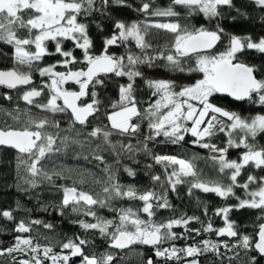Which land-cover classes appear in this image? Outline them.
<instances>
[{"label":"snow or ice","instance_id":"snow-or-ice-1","mask_svg":"<svg viewBox=\"0 0 264 264\" xmlns=\"http://www.w3.org/2000/svg\"><path fill=\"white\" fill-rule=\"evenodd\" d=\"M153 3L154 0H141L134 11L145 17L177 19L168 22L114 19L111 34L103 39L102 51L95 54L89 24L80 18H91L97 13L111 18L108 11L111 6L131 8L128 0H0V42L13 49V66L0 69V86L17 90V101L25 102L24 109L18 105L11 109L0 105V113L13 122L8 124L6 120L5 126L0 127V147L17 152L15 187L27 193L42 184L53 186L61 198L57 204H43L42 210L48 211L51 207L61 216L75 215L77 218L72 223L79 225L84 233L56 241L42 236L36 227L53 231L54 224L40 219H19L12 229L14 243L0 247V257L7 258L3 264H74V258L79 259V264H115L116 256L112 252L85 251L93 243L88 235L93 232L109 241L111 249H128L137 244L151 246L156 259L149 256L141 264H201L200 257L208 253L220 264L224 259L231 264L233 259L240 258L238 250L247 257L244 264H259L258 256L264 259V176L248 174L243 183L238 182L242 170L248 167L264 171V146L256 143V138L264 134V113L242 115L212 102L216 94H226L236 102L264 106V64L239 60L245 51L264 54V36L254 39L250 34H226L219 24L214 30L204 25L181 24L180 13L174 10L180 6L187 10L188 16L202 13L212 21L222 15V7L235 8L233 0H170L163 8L153 7ZM251 4L264 11V0H251ZM235 11L238 17L249 18L246 11L239 8ZM260 19L264 22V16ZM96 27L103 31L102 25ZM153 28L171 34L174 38L171 44L154 47L149 39V30ZM225 35L228 42L224 51L213 54ZM65 41L72 42L73 48L65 50ZM48 42H54V51L49 50ZM130 43L139 51L128 48ZM113 46L125 47V54H110ZM76 50L81 51L82 59L74 54ZM54 55L62 59L34 67V62ZM193 57L194 65L189 63ZM142 66L170 73H200L202 78L190 85H178L172 79L146 78ZM57 67L65 70L57 71ZM34 72L44 78L38 85L33 81ZM110 76L126 78V83L118 85L119 98L106 113L109 124L92 126L90 118H98L102 107L97 89L103 88L104 78ZM137 79L151 93V102L146 108L139 107ZM70 84L78 86V90L66 87ZM45 97L46 102H38ZM3 99L12 101L13 97L6 92ZM33 108L53 118L37 116ZM59 113L70 117L67 129H62L61 122L54 118ZM145 121L149 132L143 140L135 144L113 141L114 135L138 136ZM218 134L226 137L220 145L212 142ZM187 135L193 138L192 145L208 150L218 173H229L227 184L200 179L195 158L156 154L149 147L165 142L178 145ZM85 148L91 149L92 157L105 165L102 171L106 178L102 181L101 193L96 195L80 187L85 182L83 178L79 184L73 181L71 186L56 184L58 179L65 178V173L52 165L51 158L61 152ZM230 149L241 150L238 159H229ZM104 152L114 154L113 164L106 162ZM138 153L152 161L144 165L152 186L143 191L133 184L122 185L117 176L121 158L138 165ZM154 165L161 167L162 174H153ZM123 171L129 177L137 175L136 169L127 164L123 165ZM183 184L188 185L189 195L195 189L214 193L224 200L234 197L238 203L214 210L213 215L223 221L221 227H214L211 218L205 223L199 216L186 213L160 222L154 220L157 210L172 208L168 193L177 192ZM236 188L244 190L243 199L236 195ZM116 199L139 201L142 207L111 208ZM22 208L17 200L15 209L0 210V218L15 221L14 212ZM104 208H109L115 216L108 219L98 215V210ZM241 209L260 212L252 233H244L230 218L233 210ZM141 214H146L147 219ZM203 214L208 215L207 206ZM81 217H91L92 222ZM193 222L201 227L190 228ZM175 228L183 231H174ZM201 233H212L220 239L196 241L195 237ZM178 240L192 242L180 247L175 243ZM56 247L59 252L54 251ZM228 252L233 256H228ZM249 252L255 254L249 255ZM21 255L28 258L18 259Z\"/></svg>","mask_w":264,"mask_h":264},{"label":"trees","instance_id":"trees-1","mask_svg":"<svg viewBox=\"0 0 264 264\" xmlns=\"http://www.w3.org/2000/svg\"><path fill=\"white\" fill-rule=\"evenodd\" d=\"M140 2L141 0H128V3L132 5L131 8L112 5L108 10L111 18H108L107 16H100L98 13L94 14L91 18H80L81 22L89 24V34L94 41L93 51L95 54H99L102 51L103 39L111 34L112 20L122 19L127 22H131L134 20L141 21L142 19L166 18L145 17V15L134 11V8L138 7ZM169 3L170 0H154L153 7L163 8L167 7ZM233 3L235 8L229 9L226 6L222 7L220 9L222 15L212 21H209L207 17L203 16L202 13L188 16L187 10L180 6H176L174 10L180 13L178 19L181 24H188L189 26L195 27L204 25L205 27L212 30L215 29L216 24H219L222 28H224L226 34H250L254 39L264 36V22H262L260 19L261 16H264V11L255 8V6L251 4V0H233ZM236 8H239L242 12H248L249 18L244 19L238 17L235 11ZM233 17L237 18L233 19ZM97 24L102 25L103 31H100L96 27ZM149 32L151 34L149 39L154 47H164L166 45H170L174 39L171 34L163 30H157L153 28L150 29ZM21 35H25V33H21ZM227 42V36L225 35L222 37V42H218L216 48L213 50V54L224 51ZM63 46L65 50L73 48V44L70 41H65ZM48 48L50 51H54V42H48ZM128 48L133 51H139L134 47L133 43H130ZM109 52L110 54L119 56L125 54L126 49L125 47L113 46L109 49ZM12 53V46L0 42V69L13 66ZM74 54L82 59V53L80 50H76ZM60 59L62 58L59 55L45 56L41 61L34 62V67H43ZM194 59L195 58L193 57L189 63L194 65ZM239 60L248 64L260 65L264 64V54L256 53L254 50L245 51L243 54L239 55ZM142 69L146 78L172 79L175 80L178 85H190L195 83L197 79L202 78V74L200 73H170L161 68L149 69L143 66ZM57 70L64 71L65 69L62 67H57ZM33 78L34 81H38V83L44 79L38 75V72L33 73ZM104 79V87L97 89L99 92V99L102 101L101 113L96 119L90 118L92 126L97 124H109L106 119V113L112 110L110 107L111 103L118 100L119 98L118 85L121 83H126V78L110 76ZM136 83L138 85L137 99L140 101L139 107L146 108L148 103L151 102V93L146 87H144L142 80L137 79ZM66 87H71L74 90L78 89V86L74 84L66 85ZM6 92L13 97L12 101H6L3 99V94ZM17 95V90H9L3 86H0V105H3V107L8 109L15 108L18 105L21 109H24L25 102L22 100L17 101ZM38 102H46V97L39 99ZM212 102L218 104L219 106L226 107L229 110L240 112L242 115H255L257 113H264V106L251 104L247 101L236 102L233 101L231 97L222 94H216ZM32 111L37 116H48L50 119L53 118L51 114L42 112L39 109L33 108ZM54 118L61 122L62 129L68 128L70 117L67 114L59 113L56 114ZM6 120L8 124L13 123L10 118H6L3 113H0V127L5 126ZM141 127L142 132L136 137L114 135L112 139L114 142H131L135 144L137 140H143L144 136L149 132L146 121L141 123ZM192 139L193 138L190 135H187L185 141L178 145H172L165 142L150 144L149 147L152 148V151L156 154L176 155L185 159L195 158V165L197 171L200 173V179L206 181L214 180L227 184L229 182L227 180V175H229V173H218L217 166H215L209 158L208 150L192 145ZM225 140L226 137L223 134H218L212 139V142L220 145ZM256 143L260 146H264V134H261L256 138ZM240 151L241 150L230 149L229 159H238ZM103 154L108 164L111 165L114 163V160L116 159L114 154L111 152H104ZM16 156V150L0 147V210L15 209L17 200H19L23 206L22 209L16 210L14 212L15 221H7L4 218H0V247H8L13 243L15 233L12 231V229L14 227V223L18 222L19 219H40L42 221L54 224L56 227L53 231L43 229L41 226L36 227L39 229L42 236L46 235L56 241L72 238L75 235H84L83 230L80 229L79 225L72 223V221L77 218L75 215L66 213L64 216H61L57 210L51 207L48 209V211L42 210L43 204H57L61 198V194L57 192L53 186L42 184L39 188L30 190L27 193L20 191L15 187V184L17 183ZM51 159L52 165L56 166L58 169L62 168L65 173V178L58 179L56 184L71 186L73 181L79 184L80 179L83 178L85 182L80 185L83 190L91 191L94 195L101 193V188L103 186L102 181L106 178L105 173L102 171L105 165L92 157L91 149L85 148L83 150L77 149L75 151L61 152L54 155ZM136 159L139 161L138 165L132 161L121 158V165L117 166L119 169L117 171L119 182L125 186L133 184L142 191L147 190L152 185L150 184L148 176L145 175L146 169L144 168V165L152 163V161L150 158L144 156L143 153H138ZM125 164L136 169V177H129L128 174L123 171V165ZM152 171L153 174H162V169L158 165H154ZM248 174L264 176V171L254 167H248L246 171L242 170L241 176L238 177V182L243 183L247 179ZM97 181H101V183H97ZM158 187L159 186L157 185V188ZM251 187L254 188L255 185ZM235 192L237 196L242 199L244 198L243 189L236 188ZM168 199L172 205V208L157 210L155 217H153V219L157 222L178 217L182 213H186L189 216H199L205 223L209 218H211L214 227H221L223 226V221L219 217L213 215L214 210L219 207L235 205L238 203L234 197L224 200L216 196L214 193H203L202 191L195 189L193 190L192 195H189L187 184L179 185L177 192L175 193L169 192ZM205 206L208 208L207 216L203 214V209ZM110 207L116 209L127 207L138 209L142 207V202L130 201L127 199H116L112 202ZM173 209L175 211H173ZM98 215L111 219L115 216V213L110 211L109 208H104L98 210ZM258 215H260L258 210L241 209L239 211L233 210L230 213V218L236 221L244 233L249 234L253 232V224L255 222L256 216ZM141 217L147 219L146 214H141ZM81 218L92 222L91 217ZM189 227L200 228L201 225L199 223L193 222L189 225ZM174 231L180 232L183 231V229L175 228ZM33 235H35V231L33 232ZM88 235L93 243L86 247L85 251L88 253L95 252L97 254L112 252L116 256L115 264H141V262L146 260L147 257L153 256L151 246L137 244L130 246L128 249L121 250L118 253L117 251L109 248V241L100 237L98 233L93 232L89 233ZM206 237L216 238V236L212 233H201L200 236L195 237V240L199 241ZM43 242L44 241L41 238V243ZM191 242V240H178L175 243L185 244ZM54 250L60 249L59 247H56ZM221 251L223 252L224 249L222 248ZM238 251H240V258L233 259L231 264H244L245 260L247 259L242 250ZM253 254L255 253L249 252V255ZM227 255L233 256V253L228 252ZM21 257H23V255L18 256L17 258L20 259ZM6 259V257H0V264H3ZM153 259L156 258L153 256ZM257 259L259 260V264H264V259H260L259 256ZM200 261L201 264H220V261H218V259L211 253L201 256ZM46 264L49 263L46 262ZM74 264H79V259L74 258ZM222 264H229V261L224 259Z\"/></svg>","mask_w":264,"mask_h":264},{"label":"rangeland","instance_id":"rangeland-1","mask_svg":"<svg viewBox=\"0 0 264 264\" xmlns=\"http://www.w3.org/2000/svg\"><path fill=\"white\" fill-rule=\"evenodd\" d=\"M145 19H142L141 21H144ZM149 20V22H168L169 21V19H166V18H152V19H148ZM34 50V49H33ZM55 63V62H54ZM57 71H61V70H57ZM38 75H39V73H38ZM207 238V237H206ZM210 239H211V237H209ZM13 243H14V240H13ZM12 243V244H13ZM11 244V245H12ZM10 245V246H11ZM54 251H56V252H59L60 250H54ZM26 258H28L27 256H23V257H21L20 259H26ZM49 264H50V262H48Z\"/></svg>","mask_w":264,"mask_h":264},{"label":"water","instance_id":"water-1","mask_svg":"<svg viewBox=\"0 0 264 264\" xmlns=\"http://www.w3.org/2000/svg\"><path fill=\"white\" fill-rule=\"evenodd\" d=\"M10 68V67H9ZM4 69H7V68H4ZM33 81H34V78H33ZM222 95H226V94H222ZM227 96V95H226ZM217 238H219V237H217ZM108 244H109V242H108ZM112 250H124V249H112Z\"/></svg>","mask_w":264,"mask_h":264},{"label":"flooded vegetation","instance_id":"flooded-vegetation-1","mask_svg":"<svg viewBox=\"0 0 264 264\" xmlns=\"http://www.w3.org/2000/svg\"><path fill=\"white\" fill-rule=\"evenodd\" d=\"M34 84L38 85L39 83H38V81H34ZM77 90H78V89H77Z\"/></svg>","mask_w":264,"mask_h":264},{"label":"built area","instance_id":"built-area-1","mask_svg":"<svg viewBox=\"0 0 264 264\" xmlns=\"http://www.w3.org/2000/svg\"><path fill=\"white\" fill-rule=\"evenodd\" d=\"M177 246H180V247H182L183 245H179V244H176ZM165 246H168V245H165Z\"/></svg>","mask_w":264,"mask_h":264}]
</instances>
